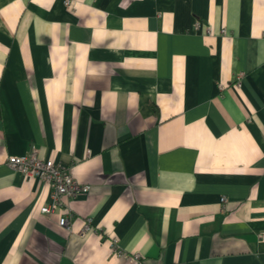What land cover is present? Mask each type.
<instances>
[{
    "label": "crops",
    "instance_id": "crops-1",
    "mask_svg": "<svg viewBox=\"0 0 264 264\" xmlns=\"http://www.w3.org/2000/svg\"><path fill=\"white\" fill-rule=\"evenodd\" d=\"M69 1L0 0V264H264V0Z\"/></svg>",
    "mask_w": 264,
    "mask_h": 264
},
{
    "label": "built area",
    "instance_id": "built-area-1",
    "mask_svg": "<svg viewBox=\"0 0 264 264\" xmlns=\"http://www.w3.org/2000/svg\"><path fill=\"white\" fill-rule=\"evenodd\" d=\"M64 4L69 6L70 1L64 0ZM196 28L199 27V22H196ZM237 78V86H239V78ZM222 86H220V89ZM6 164L15 171L20 172L27 178H39L48 186H50V196L52 202L41 206L42 213H51L56 208L61 206L64 198H72L80 193H85L88 190L86 185L79 184L68 171L67 167L61 163H57L52 159L41 158L38 156V149L31 146L30 150L22 155H9ZM221 201H225L222 197ZM58 224L66 229H69V219L65 215H60ZM90 219L84 223L80 229V234H84L89 229ZM116 239L113 238L112 245L115 246ZM117 256H122L130 264H144L142 254L125 253L123 250L115 248Z\"/></svg>",
    "mask_w": 264,
    "mask_h": 264
}]
</instances>
